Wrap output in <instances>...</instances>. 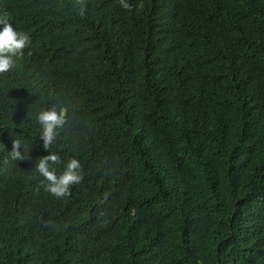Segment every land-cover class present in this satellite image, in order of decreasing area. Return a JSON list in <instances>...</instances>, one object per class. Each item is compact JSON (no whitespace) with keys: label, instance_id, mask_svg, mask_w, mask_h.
<instances>
[{"label":"trees","instance_id":"obj_1","mask_svg":"<svg viewBox=\"0 0 264 264\" xmlns=\"http://www.w3.org/2000/svg\"><path fill=\"white\" fill-rule=\"evenodd\" d=\"M129 2L0 0L30 39L0 73V264H264V0ZM49 152L83 165L63 197Z\"/></svg>","mask_w":264,"mask_h":264},{"label":"clouds","instance_id":"obj_2","mask_svg":"<svg viewBox=\"0 0 264 264\" xmlns=\"http://www.w3.org/2000/svg\"><path fill=\"white\" fill-rule=\"evenodd\" d=\"M120 6L125 9H132L134 5L129 0H119ZM142 6V5H141ZM83 14V12L81 13ZM30 39L27 33L17 30L7 18H0V73L7 72L14 65V56H23L24 49L29 45ZM39 122L40 136L43 146L51 147L57 136V130L65 123L66 114L64 109L59 111L55 106L45 108L36 115ZM21 140L13 142L11 155L14 159L23 160L26 158L20 151ZM61 162V157L55 152L39 158L36 163V170L43 178L44 188L53 196L59 198L66 195L70 187L83 179L81 161L76 157H70L64 164L63 171L57 173L54 165Z\"/></svg>","mask_w":264,"mask_h":264}]
</instances>
